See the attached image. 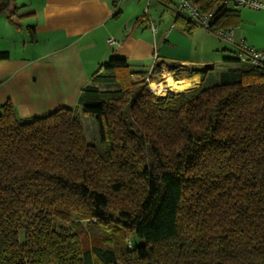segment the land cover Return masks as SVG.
Segmentation results:
<instances>
[{
    "label": "trees",
    "instance_id": "1",
    "mask_svg": "<svg viewBox=\"0 0 264 264\" xmlns=\"http://www.w3.org/2000/svg\"><path fill=\"white\" fill-rule=\"evenodd\" d=\"M190 1L211 30L241 23L220 0ZM16 8L0 0L19 27ZM233 62L156 96L110 58L78 99L94 143L77 108L20 117L3 103L0 264H264V66Z\"/></svg>",
    "mask_w": 264,
    "mask_h": 264
},
{
    "label": "crops",
    "instance_id": "2",
    "mask_svg": "<svg viewBox=\"0 0 264 264\" xmlns=\"http://www.w3.org/2000/svg\"><path fill=\"white\" fill-rule=\"evenodd\" d=\"M14 5L25 6L16 0ZM177 5L178 0H29L26 18L15 21L19 27L0 15V52L8 53L0 59V106L11 102L20 117L77 108L84 123L90 117L78 104L81 90L112 57L125 58L153 80L197 77L196 88L201 76L192 70L236 66L235 45L264 50V9L234 7L241 23L227 43L217 31L179 14ZM177 15L188 24L176 22Z\"/></svg>",
    "mask_w": 264,
    "mask_h": 264
},
{
    "label": "built area",
    "instance_id": "3",
    "mask_svg": "<svg viewBox=\"0 0 264 264\" xmlns=\"http://www.w3.org/2000/svg\"><path fill=\"white\" fill-rule=\"evenodd\" d=\"M221 5L227 7H244L248 9H264V0H220ZM177 12L179 14H185L191 19L195 20L200 26L209 28V15L201 13L199 8L195 6L190 0H178ZM154 29V28H153ZM220 39L227 43L233 41V29L232 27L217 31ZM111 41V40H110ZM235 58L242 63H249L256 66H264V50L255 49L245 43H239L234 47ZM150 75L145 77L148 89L151 93L155 92L150 88ZM156 95V94H155Z\"/></svg>",
    "mask_w": 264,
    "mask_h": 264
},
{
    "label": "rangeland",
    "instance_id": "4",
    "mask_svg": "<svg viewBox=\"0 0 264 264\" xmlns=\"http://www.w3.org/2000/svg\"><path fill=\"white\" fill-rule=\"evenodd\" d=\"M16 2L18 3L19 6H21L22 4H25L24 7H17L16 8L17 17H15V21L16 20L20 21V20L26 18V15L24 16V13H25V10H27L26 6H27V4H29V0H16ZM19 8H21V9H19ZM223 69H224V67H221V66L217 65V66L214 67V69L209 70L208 73L206 74V83L207 84L214 83L217 80V78H218L219 72L221 70H223ZM151 81H154L155 83L156 82L158 83V82L163 81V79L159 76V77L154 78V80L151 78L150 82ZM191 89H195V85L193 84V82H192L191 88H189L187 90H184V91H181V92H174V93H176V94L184 93V92H187V91H189ZM167 92L168 91H164L163 93H157L158 95H156V96H163ZM171 92H173V91H171ZM88 116L90 118H85L84 119V123H83L86 139H87L88 142H91V143L98 142L99 136H98L97 130L94 129V125H96V124L94 123L93 115L92 114H88ZM83 227L86 229L87 232L90 231L89 227L86 225V222H83ZM20 239H21V241H23V232H21Z\"/></svg>",
    "mask_w": 264,
    "mask_h": 264
},
{
    "label": "bare ground",
    "instance_id": "5",
    "mask_svg": "<svg viewBox=\"0 0 264 264\" xmlns=\"http://www.w3.org/2000/svg\"><path fill=\"white\" fill-rule=\"evenodd\" d=\"M192 81H197V77H193V79H188L185 81H178L168 77L163 82H156L157 84L154 81H151L150 88L155 92L156 95H158L157 93H163L164 91L168 90L173 92H181L184 90L186 85L192 84Z\"/></svg>",
    "mask_w": 264,
    "mask_h": 264
},
{
    "label": "water",
    "instance_id": "6",
    "mask_svg": "<svg viewBox=\"0 0 264 264\" xmlns=\"http://www.w3.org/2000/svg\"><path fill=\"white\" fill-rule=\"evenodd\" d=\"M168 64L170 65L171 68H177V63L175 62L169 61ZM204 70L207 71L208 67H206Z\"/></svg>",
    "mask_w": 264,
    "mask_h": 264
}]
</instances>
